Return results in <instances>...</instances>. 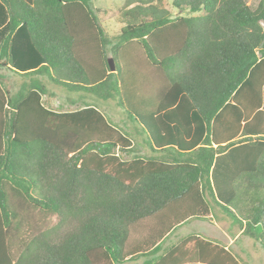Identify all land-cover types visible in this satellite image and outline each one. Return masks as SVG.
<instances>
[{
	"label": "trees",
	"instance_id": "16d2710c",
	"mask_svg": "<svg viewBox=\"0 0 264 264\" xmlns=\"http://www.w3.org/2000/svg\"><path fill=\"white\" fill-rule=\"evenodd\" d=\"M162 2L109 36L92 0H0V66L29 77L0 81V264H245L194 234L158 254L213 205L264 250V0ZM47 82L117 95L149 151Z\"/></svg>",
	"mask_w": 264,
	"mask_h": 264
},
{
	"label": "rangeland",
	"instance_id": "374dc122",
	"mask_svg": "<svg viewBox=\"0 0 264 264\" xmlns=\"http://www.w3.org/2000/svg\"><path fill=\"white\" fill-rule=\"evenodd\" d=\"M246 3L254 9L260 0H245ZM124 0H92V5L97 9V16L105 31L109 36H115L119 33L120 28L127 22V20L121 15L120 9L123 5ZM162 5L167 7L173 14L179 13L176 9L171 6V0H163ZM182 14H186L183 12ZM47 81L46 78H43ZM0 81L5 90L14 94L24 82L29 81V77L24 76V74L13 72L5 67L0 66ZM49 95L44 96V104L53 109H73L75 105H62L64 99H68L72 94L67 93L64 87L56 83L47 82ZM99 109L107 117V119L116 127L121 129L124 133L132 136L135 141L136 147L139 142L142 141L147 135L141 130V127L136 122H131L127 117V112L124 107L120 104L117 95H113L111 98L106 100H100L97 103ZM136 123V124H135ZM131 124H134L135 130L139 129L140 134L132 129ZM213 217L217 220L218 225L225 232L235 231L237 234V225L233 223L231 218H229L223 211H221L216 205H213ZM205 220L192 219L186 222L185 226L191 231L197 229V225ZM207 222L202 223L207 225ZM207 228V227H206ZM218 228H209V232L217 231ZM218 235V234H217ZM218 238L224 239L223 236L218 235ZM220 239V240H221ZM225 242V240H221ZM167 240H164L160 247H164L167 244ZM233 249H240L243 258L251 262V264H264V250L262 247L255 243L250 237L245 235H240L233 243ZM143 258H137L131 261H126L122 264H140Z\"/></svg>",
	"mask_w": 264,
	"mask_h": 264
},
{
	"label": "crops",
	"instance_id": "0c3cea01",
	"mask_svg": "<svg viewBox=\"0 0 264 264\" xmlns=\"http://www.w3.org/2000/svg\"><path fill=\"white\" fill-rule=\"evenodd\" d=\"M11 69H12V67H11ZM64 89H66V88L64 87ZM66 91H67V93L72 94V95H71V97H68V99H64V102L62 103V105H64V106L75 105V107L73 109H62V110L54 109V110H57V111L74 110V109L80 108L81 106H84V104H92V105L96 106L97 103L100 101L99 99H97L95 93L86 92V91H83V89H79L77 91H72V92H68V90H66ZM49 94L50 93L48 92L47 95H49ZM45 95H43L42 99H44ZM51 109H53V108H51ZM131 127H132V129H134V131L139 132V129L135 130L134 124L133 125L131 124ZM149 149H150V144H149V140L146 136L144 139H142L141 142H139L137 148H135L134 150L138 153H144V152L149 151ZM205 221L207 222L206 223L207 225L206 226L203 225V227H202L201 224L205 223ZM205 221L199 223L197 225V229L195 231H191V230L187 229L186 227H184L186 225L185 224L186 222L184 224L176 227L175 229H173L166 237H164L160 241L158 254H160V255L165 254L166 252L171 250L176 244H178L181 240H183L186 237L194 234V235H200L201 237H203L205 239H211V240H214V241H217V242L223 244L226 248H230L233 251V253L236 254V256H238V258L241 262H243L245 264H251L250 261H248L247 259L242 257V255L240 253L241 251H239L240 249H233L234 240H236L241 235V230L239 229V227H237V230H236L237 234L235 235L234 234L235 231H229V233H227L223 229H221L218 225L217 220L214 219L213 214L211 215V217L209 219H207ZM214 227L218 228L217 231L212 230V232H209L210 231L209 228L213 229ZM217 234L220 236H223L224 239L218 238ZM220 239L225 240V242H222ZM164 240H167L168 243L162 248V247H160V245L163 243ZM177 260H178V258L170 259V261H168V263H173Z\"/></svg>",
	"mask_w": 264,
	"mask_h": 264
}]
</instances>
